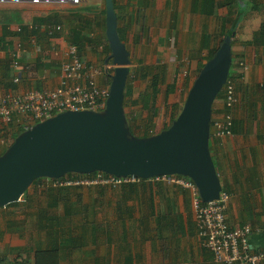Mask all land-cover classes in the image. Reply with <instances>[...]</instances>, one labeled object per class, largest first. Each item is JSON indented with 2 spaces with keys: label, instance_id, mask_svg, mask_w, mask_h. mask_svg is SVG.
I'll list each match as a JSON object with an SVG mask.
<instances>
[{
  "label": "crops",
  "instance_id": "1",
  "mask_svg": "<svg viewBox=\"0 0 264 264\" xmlns=\"http://www.w3.org/2000/svg\"><path fill=\"white\" fill-rule=\"evenodd\" d=\"M114 1L118 27L122 30H127L126 23L136 29L142 12L154 10L163 14L170 22L169 27L164 29V36L168 31L175 36L193 35L195 43L198 41L192 66L194 76H198L200 65L206 63L208 55H205L212 51L217 41L213 40L214 36L200 22H217L228 14L227 7L220 5L225 0ZM105 2L81 0L75 7L59 4L35 5L26 0L20 3L0 2V93L9 89L19 92L55 89L61 82V64L67 59L70 47L74 46L72 42L75 30H81L83 36L89 38V41L93 40V44L85 42L78 54L85 63L101 71L98 81L100 85H107L108 72L105 68L108 66L106 59L110 53L105 41ZM203 4L212 6L209 9L207 7L203 13ZM38 19L42 22L39 23ZM34 25L36 29H40L32 31ZM48 26H58L61 30L49 36L46 31ZM142 26L146 27V24L142 23ZM221 27L220 24V32ZM20 28L22 30L18 32ZM204 35H210L207 48L202 46ZM251 38L249 35L243 40L247 42ZM237 50L240 54L235 55L236 51H233V70L237 75L243 74V77L237 76L241 103L234 113L236 133L222 144H211V148L223 191L229 195L226 211L229 225L232 228L250 225L255 230H261L252 235L250 241L254 250L264 251V46L247 47L243 42ZM16 56L19 57V73L22 78L18 85L13 83L16 74L13 62ZM136 92L134 86L131 106L140 95ZM222 109L221 107L220 111ZM132 110H135L134 107ZM131 113L137 115L136 111ZM16 128L13 126V131ZM4 132L5 129L0 128V154L7 146L1 145ZM117 189L120 196L115 198V209L113 208L116 218H120L121 223L129 222V219L134 222L126 223V228L136 227L146 232L152 230V238L155 240L151 242L148 238L142 249H136L138 255H146V263L217 264L198 237L189 191L174 185L151 182L136 185L135 189L123 186ZM21 228L22 218L17 231L0 232V264L22 263L23 260L33 262L38 242L24 239ZM125 230L126 235L133 233ZM165 239L168 242L160 247V240ZM108 243L111 244L109 240ZM115 245H112L113 253L121 247L113 248ZM43 247H46L45 243ZM84 248L85 246L82 251ZM132 248V253L123 247L120 249L130 253L126 256L127 264H137L144 260L143 257L137 260L134 256L135 247ZM108 252L107 250L106 253Z\"/></svg>",
  "mask_w": 264,
  "mask_h": 264
},
{
  "label": "water",
  "instance_id": "2",
  "mask_svg": "<svg viewBox=\"0 0 264 264\" xmlns=\"http://www.w3.org/2000/svg\"><path fill=\"white\" fill-rule=\"evenodd\" d=\"M106 36L115 67L103 112H65L21 133L0 155V208L20 202L38 179L104 173L151 179L178 175L192 180L204 203L223 187L210 151L213 106L233 63L227 36L196 77L171 127L147 138L134 136L125 114L131 53L118 33L114 0H105Z\"/></svg>",
  "mask_w": 264,
  "mask_h": 264
},
{
  "label": "rangeland",
  "instance_id": "3",
  "mask_svg": "<svg viewBox=\"0 0 264 264\" xmlns=\"http://www.w3.org/2000/svg\"><path fill=\"white\" fill-rule=\"evenodd\" d=\"M262 21H264V13L258 10L254 11L253 7L249 6L247 15L245 19L241 21L237 30L234 47L232 48L233 51H236L235 55L240 54L237 49L240 44L245 42L243 38L249 35L253 38L254 33L260 29ZM142 23L143 25L146 24V27L142 26ZM169 23L170 22L167 21L163 14L155 12L154 10H147L142 12L139 23L136 24V29H133V25L130 26L127 23L125 24V27H127V30H125V44L131 53L129 84H131L132 88L135 86L137 89L136 93L140 95L148 91L149 80L140 78L141 71L144 72V70H146L143 67L150 68L153 73L152 75L165 69L167 84L174 85L173 87L175 88V91L166 97L165 93L167 87H163L162 92L158 96L157 107L159 111L155 119V127L153 128L155 133H160L171 125L172 115L176 113H178V116L180 115L189 90L197 77L194 76L195 74L192 66L193 59L196 57L195 53L198 41L195 43L196 38H194L193 35L190 37L175 36L171 35L170 31L164 36V29L169 27ZM200 23H202L203 27H206V29H208L207 31L214 36L213 40H217L215 44L216 47L222 39L220 34V20H217V22L202 21ZM210 53L211 52H207L205 57ZM159 60H161V62L158 65L157 62ZM109 66L111 75H114L115 67L112 61ZM186 84L190 85L188 86ZM131 101V98H128L126 101L124 107L125 114L130 119L133 115L131 111H136L138 124H144L149 113L144 111L140 105L131 106ZM133 107L135 110H132ZM221 107V99L216 100L214 109L218 111ZM138 135L141 134L139 133ZM13 142L14 141H12L10 145ZM35 188L37 187L31 186L28 190L34 201L33 203H26V197L24 195L19 205L0 209V232L17 231L20 225V219L22 218V222L24 223H22L21 228L23 238H28L32 242H40L41 240L46 244L47 236L45 231H40V229H38L36 217H39L42 212L46 211L50 214L63 217L64 209L62 206L60 208L50 209L48 204L51 198L46 194L47 189L40 190L37 188L40 191L38 190L39 192H35ZM118 196H120L119 189L103 187H82L77 193L70 196L69 199L74 202L75 208L79 209V214L77 217H74V220L72 219L66 222V229L68 226L72 228V237H76L82 234V231L86 230L84 234L86 246L84 251L70 250L71 253H67V257L63 258L62 264H127L126 256L132 253L131 249H133V246L135 247L134 256H136V259L144 258V260H140L141 263L138 261L137 264H149L146 263V255H138L136 249H142L144 244H147L146 240L148 238L151 242L155 240V238H152V230L146 232L136 227L126 228V223L129 224L130 222H134L129 219V222L126 221L121 223V219L116 218L114 200ZM76 201L80 204L78 205ZM80 208H82V210H80ZM94 228L97 229L96 240H94ZM125 229L128 230V233L130 231L133 233L126 235ZM125 238H127V240ZM108 240L111 244L108 243ZM165 242H168V240H160L161 244L159 246L162 247V244ZM114 244L117 246L115 245L113 248H119L121 246L129 250L130 253L125 252L126 250L121 251V247L119 251L113 253L111 249ZM152 248H154L153 243ZM107 250L109 251L108 253H106ZM153 262L150 263L153 264Z\"/></svg>",
  "mask_w": 264,
  "mask_h": 264
},
{
  "label": "built area",
  "instance_id": "4",
  "mask_svg": "<svg viewBox=\"0 0 264 264\" xmlns=\"http://www.w3.org/2000/svg\"><path fill=\"white\" fill-rule=\"evenodd\" d=\"M24 0H0L1 3H20ZM32 4H59L75 7L81 0H26ZM21 28L18 32H21ZM61 27H46L49 36H53ZM19 57H15L13 68L15 78L13 83L20 84L22 78ZM108 65V64H107ZM243 65V64H242ZM108 72L110 66L105 68ZM101 71L95 66L81 60L78 50L71 46L67 59L61 64V82L55 89H31L24 92L15 89L0 93V128L5 129L1 145H7L11 138L13 126L19 124L24 131L34 125L44 122L65 112H103L106 109L110 95V84L100 85L98 79ZM108 75V74H107ZM223 95L227 112L221 120L215 123V137H233L234 113L240 106V98L234 80L228 78L223 87ZM48 180V179H47ZM50 181V180H49ZM144 182L165 183L178 186L190 192L195 215L198 237L203 247L209 251L217 264H264V251H256L251 245V237L261 230H255L250 225L242 228H232L227 219L226 211L229 195L224 191L220 199L204 203L196 184L183 176H160L151 179L138 177H115L104 173L84 175L82 177H63L51 180L45 186L53 188L66 187H103L117 189L128 184Z\"/></svg>",
  "mask_w": 264,
  "mask_h": 264
},
{
  "label": "trees",
  "instance_id": "5",
  "mask_svg": "<svg viewBox=\"0 0 264 264\" xmlns=\"http://www.w3.org/2000/svg\"><path fill=\"white\" fill-rule=\"evenodd\" d=\"M220 5L222 7H227V9H228V14L225 17L220 19L221 26H222L221 27V38L222 39L220 40L219 44L216 47H214L212 49L211 53L206 57V62L209 61L214 56V54L220 48V46L224 42V39L227 36L232 37V48L234 47V41H235V38L237 36V30L241 24V21H243L245 19L249 6H252L254 11L258 10L259 12L264 13V2H262L260 0H225ZM210 6H212V5H208V4L204 5L203 4L202 12L205 13L207 7L209 9ZM212 14H213V12H212ZM103 15H104V18L106 20V10L103 11ZM38 22L41 23L42 20L38 19ZM118 25H119V20H118ZM35 27H36L35 25L32 27V31H37L40 29L39 27H37V29ZM48 27H53V26H48ZM105 30H106V21H105ZM125 30H122L120 27H118V33H119V36L122 40V43L123 42L125 43V41H126ZM74 34L75 35H74V40H73L72 44L75 47H77L78 53H79V51L81 53L82 45L85 42H89L90 44H93V40L89 41L90 39L83 36L81 30H75ZM105 41L107 43V49H108L109 53L111 54V49L109 47L107 36H105ZM202 42H204V43H202V46L207 48L209 46L208 44L210 43V35H204ZM244 45L247 47L248 46H251V47L254 46L256 48L264 46V21H262V23L260 25V29L254 33L252 40L244 42ZM80 58H81V56H80ZM81 60L83 61L82 58H81ZM160 62H161V60L158 61V65L160 64ZM110 63H111V61H109L108 65ZM234 66H235V64L233 62L232 68H234ZM240 66L242 67L243 65L240 64ZM203 67H204V64H201L199 69H198L197 74L200 73V71ZM143 68L146 70H144V72L141 71L142 73L140 74V78L149 80V86H148L149 88H148L147 92L142 93L137 100L133 101V106L140 105L144 111L149 113V116H148L147 120L144 122V124H138L139 123L138 118L136 117V115H134V113H131L133 115L131 116L130 119L126 115L131 133L138 138H147V137H151V136H154L157 134L154 132L153 128L155 127V119L157 118L158 111H159L158 107H157L158 96L162 92L163 87H167L166 93H165L166 97H167V95L169 96L175 91L174 90L175 88L173 87L174 85H168L167 84L166 76H165V74H166L165 69H163L162 71H160L157 74L152 75L153 73L150 70V68H148V67H143ZM232 68L230 71L229 78L231 80H234L235 85H236V89H237L236 91H237V94L240 98V95L238 93V87H237V79H238L237 76H239V78H242L243 74L239 73L237 75ZM114 70H115V68H114ZM129 76H130V74H129ZM107 79H108L109 84L111 85L112 80H111L110 71H108ZM186 85L189 86L190 84H186ZM223 92H224V90H222L220 92V94L218 95V97L216 99V100L221 99V105H222L223 109L221 111H220V109L218 111H216L214 109V106H213V118H212V122H211V129L212 130H211V136H210L211 155H212L211 144H222L225 139L231 138V137H227V138L225 137V138L217 139L214 135L215 134V123H216V121L221 120V118L226 113H228L226 105H225ZM132 93H133V88H132L131 84H129V77H128L126 90H125L124 107L126 105L127 99L132 98L131 97ZM177 116H178V113L172 115V119L170 122L171 125L177 119ZM171 125H169V127L165 128L164 131L169 129ZM15 126L17 127L16 130L15 131L11 130L10 141L8 142L7 146L5 147V149L2 151V153L0 155H2L7 150L10 143L12 141H14L15 138H17L21 133L24 132V129L22 128V126H20L19 124H16ZM139 133L141 135H138ZM233 133H234V135L236 133L235 121H234ZM212 157H213V155H212ZM214 163H215V161H214ZM215 166L217 168L216 163H215ZM95 174L96 173L91 174V175H95ZM67 176H68V178L73 177V176L76 178H79V177H82L84 175L81 176V175L69 174ZM49 180L50 179H48V180L47 179H38L32 184V186L37 187L40 190L41 189H47L46 194L48 195L49 198H51L50 202L48 204L49 208L55 209V208H60L62 206L64 209V216L59 217L56 214H50L48 211H46V212H42L39 215V217H36L38 229H40V231H45V234L47 236L46 247H43L44 241L40 240V242H38V244H37L38 248H36V250L34 252L33 262L31 260H29V261L23 260L22 263L17 262V263H9V264H62L63 258L67 257V251H69V250H82V248L84 246H86L85 241H84V234L86 233V230L82 231L83 232L82 234H79L76 237L75 236L72 237V230H71L72 228H69V226H68V228L66 229V222H68L72 219L74 220V217H77V215L79 214V212H78L79 209L75 208L74 202L69 198L72 194L77 193L79 191V189H81L82 187L72 186V187L56 189V188H53L51 186H48L46 188H40V186L42 184L47 185V183H49L51 181V180L50 181ZM156 184H158V183H156ZM136 185H139V184H128V185H124L123 187L128 188V189H135ZM37 188H35V192L40 191ZM223 190H224V188H223ZM25 197H26V200H25L26 203L27 202L28 203L34 202L28 191L25 193ZM125 200H127V198ZM76 203L78 205L80 204L77 201H76ZM19 204L20 203L17 202V203L10 204L7 207L15 206V205H19ZM81 207H82V205H81ZM80 210H82V208H80ZM87 211H88V208H87ZM82 227H84V226H82ZM262 233H264V230ZM93 234L95 235L94 240H96L97 239L96 238V235H97V229L96 228H94Z\"/></svg>",
  "mask_w": 264,
  "mask_h": 264
}]
</instances>
